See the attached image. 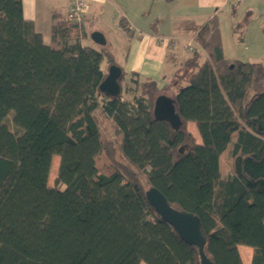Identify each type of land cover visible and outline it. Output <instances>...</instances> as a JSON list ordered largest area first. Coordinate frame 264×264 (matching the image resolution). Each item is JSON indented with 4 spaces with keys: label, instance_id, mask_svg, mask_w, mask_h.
Returning a JSON list of instances; mask_svg holds the SVG:
<instances>
[{
    "label": "trees",
    "instance_id": "16d2710c",
    "mask_svg": "<svg viewBox=\"0 0 264 264\" xmlns=\"http://www.w3.org/2000/svg\"><path fill=\"white\" fill-rule=\"evenodd\" d=\"M82 25L54 16L46 43L21 0H0V264H200L197 245L149 202L151 187L198 219L213 264H244L239 245L264 264V64L226 58L214 15L187 28L206 56L193 50L163 87L121 71L107 95L102 64L113 60L82 43ZM160 94L174 99L179 129L154 118Z\"/></svg>",
    "mask_w": 264,
    "mask_h": 264
},
{
    "label": "crops",
    "instance_id": "0c3cea01",
    "mask_svg": "<svg viewBox=\"0 0 264 264\" xmlns=\"http://www.w3.org/2000/svg\"><path fill=\"white\" fill-rule=\"evenodd\" d=\"M86 1L82 43L100 49L90 38L93 32H100L105 38V43L100 47L106 49L109 54L111 52V59L126 76V82L129 81L130 75L137 74L140 79L153 78L159 87H163L171 81L180 64L190 57L184 44L192 40L188 26H199L216 15L221 29V12L229 10L231 13L233 0H174L170 3L165 0ZM21 2L23 16L33 21L35 29L43 38L45 36L49 38L54 16L58 19L66 17L68 0H21ZM153 3H158L157 12L146 17L148 5ZM166 9L168 14L164 17L162 13ZM122 18L127 22L129 33L121 26ZM169 39L177 40L176 48L168 45ZM222 45L224 53L223 42ZM224 56L235 59L225 54ZM103 62V70L107 71L110 63L108 59ZM243 253L246 255L245 259L240 252L244 263L251 257L252 252L244 249Z\"/></svg>",
    "mask_w": 264,
    "mask_h": 264
},
{
    "label": "rangeland",
    "instance_id": "374dc122",
    "mask_svg": "<svg viewBox=\"0 0 264 264\" xmlns=\"http://www.w3.org/2000/svg\"><path fill=\"white\" fill-rule=\"evenodd\" d=\"M231 4V13L229 10L221 12V39L224 44V54L227 55V57H233L243 61L262 62L264 64V0H233L231 1ZM157 5L158 3L149 4L145 16H152L155 12H157ZM110 13L114 14L112 11H110ZM167 14L168 10L166 9L162 13V16L166 17ZM44 41L49 43L48 36L44 37ZM94 44H96L95 46L98 48L103 46V44L95 42ZM195 46L196 48H192V50H189L187 47L185 48L190 55L193 50H196L198 53L206 56L205 51L199 45L195 44ZM105 59H108V56L105 57ZM184 84L185 83L181 82L177 89H180ZM130 96L131 94H126L124 97L125 99H130ZM7 122L10 128L16 131L15 127L11 123L10 114L7 117ZM100 122L103 139L105 141H111L114 144L116 158L120 162H124L120 157L118 137H116V133L114 132L111 123L108 120L103 119V117H101ZM185 128L192 134V136H195V141L198 143L201 142V138L194 123L187 122ZM227 153L228 150H225L220 157V172L223 177L228 172L230 166L227 161ZM59 161V156L53 155L48 177L49 186L55 185ZM142 182L143 185L147 187V181L144 178H142ZM238 247L244 259L246 256L243 253L244 249L251 250L252 252V248L249 246L239 245ZM250 260L251 257L245 260L244 264H250ZM140 264L146 263L142 261Z\"/></svg>",
    "mask_w": 264,
    "mask_h": 264
},
{
    "label": "water",
    "instance_id": "95a60500",
    "mask_svg": "<svg viewBox=\"0 0 264 264\" xmlns=\"http://www.w3.org/2000/svg\"><path fill=\"white\" fill-rule=\"evenodd\" d=\"M90 38L95 43H105L103 34L98 31L93 32ZM121 75L122 72L118 66L110 65L105 79L100 83V90L107 95H116L120 91L119 78ZM153 116L156 120L167 122L175 130L183 124L177 113L174 99L166 94H160L155 98ZM179 150L182 151V148ZM146 196L159 215L173 226L183 240L197 245L200 264H213L204 253L205 239L198 219L191 214L179 212L170 207L163 195L152 187L147 190Z\"/></svg>",
    "mask_w": 264,
    "mask_h": 264
},
{
    "label": "built area",
    "instance_id": "2783aa9c",
    "mask_svg": "<svg viewBox=\"0 0 264 264\" xmlns=\"http://www.w3.org/2000/svg\"><path fill=\"white\" fill-rule=\"evenodd\" d=\"M86 11H87L86 0H68L66 19L80 26L81 24H83L85 20ZM163 41H165V39H163ZM167 43L172 48H176L177 46L176 39H169ZM184 44L187 48H189V50H191L195 46V43L192 40L186 41Z\"/></svg>",
    "mask_w": 264,
    "mask_h": 264
}]
</instances>
